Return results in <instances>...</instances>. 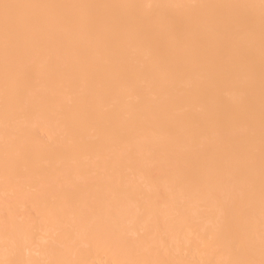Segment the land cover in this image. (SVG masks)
<instances>
[{
    "label": "bare ground",
    "instance_id": "obj_1",
    "mask_svg": "<svg viewBox=\"0 0 264 264\" xmlns=\"http://www.w3.org/2000/svg\"><path fill=\"white\" fill-rule=\"evenodd\" d=\"M0 3V262L259 260L262 0Z\"/></svg>",
    "mask_w": 264,
    "mask_h": 264
},
{
    "label": "snow or ice",
    "instance_id": "obj_2",
    "mask_svg": "<svg viewBox=\"0 0 264 264\" xmlns=\"http://www.w3.org/2000/svg\"><path fill=\"white\" fill-rule=\"evenodd\" d=\"M94 8V7H126L122 5H35V4H9L0 3V9L3 10V28L5 36V54L7 59L8 41L13 34L23 33L31 24L35 23V18L26 17L13 10L32 9V8ZM163 7V6H157ZM193 8H216V7H241L225 5H189ZM264 8V0H262ZM7 71V63H6ZM260 92H261V152H260V235H259V260L253 258L255 242L252 239L247 241L244 247L233 242L231 252L235 258L222 262V264H264V17L261 22V67H260ZM234 183L246 184L247 191H241V198H247L249 202L252 199L254 180L250 172L246 175H235L232 177ZM211 242V241H209ZM247 257V258H245ZM3 264V262H0ZM131 264H155L152 261H133Z\"/></svg>",
    "mask_w": 264,
    "mask_h": 264
},
{
    "label": "rangeland",
    "instance_id": "obj_3",
    "mask_svg": "<svg viewBox=\"0 0 264 264\" xmlns=\"http://www.w3.org/2000/svg\"><path fill=\"white\" fill-rule=\"evenodd\" d=\"M41 138H43V139H44V137H41Z\"/></svg>",
    "mask_w": 264,
    "mask_h": 264
}]
</instances>
